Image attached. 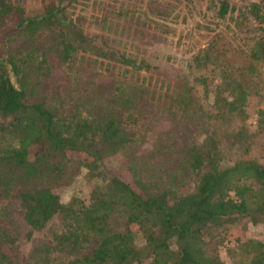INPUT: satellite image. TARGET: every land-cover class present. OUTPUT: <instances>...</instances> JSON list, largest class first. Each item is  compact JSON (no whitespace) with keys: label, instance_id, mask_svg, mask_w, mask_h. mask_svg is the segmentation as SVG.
I'll list each match as a JSON object with an SVG mask.
<instances>
[{"label":"trees","instance_id":"16d2710c","mask_svg":"<svg viewBox=\"0 0 264 264\" xmlns=\"http://www.w3.org/2000/svg\"><path fill=\"white\" fill-rule=\"evenodd\" d=\"M85 1L54 0L27 12L22 5L0 0L3 42L24 35L31 43L17 51L0 50V137L10 136L17 142L0 149V210L8 215L15 207L31 231L42 230L55 215L59 218L58 231L33 245L23 263L9 253L14 243L10 232L0 229V264H223L206 252L211 229L238 218L264 229V164L251 157L225 164L221 149L224 140L249 146L250 137L242 127L219 132L242 104L244 93L227 99L203 75L193 77V86L210 99L214 112L210 131L192 142L187 151L191 190L178 192L164 183L153 186L156 183L144 182L135 176L130 160L133 183L105 176L99 163L137 139L130 132L138 122L135 109L126 105L121 117L109 113L91 119L73 104L33 95L34 81L48 72L44 52L32 46L38 31L45 27L53 31V52L62 64H69L77 52H89L134 71L150 68L142 59L92 42L81 24ZM232 9L221 0L215 15L222 19ZM248 11L257 24V36L245 56L250 62H264V12L254 2ZM138 81L141 94L157 102L169 99L165 87H157L144 76ZM68 151L90 157L82 166L95 184L85 197L72 196L62 202L47 186L14 188L26 183L40 167L59 173L68 161ZM137 232L143 238L141 245L134 242ZM91 240L90 251L82 252ZM242 244L250 264H264V239L248 238Z\"/></svg>","mask_w":264,"mask_h":264},{"label":"rangeland","instance_id":"374dc122","mask_svg":"<svg viewBox=\"0 0 264 264\" xmlns=\"http://www.w3.org/2000/svg\"><path fill=\"white\" fill-rule=\"evenodd\" d=\"M9 1L34 12L41 4L54 0ZM219 1L86 0L81 21L86 35L98 46L146 61L150 65L147 72L131 70L89 52H77L69 64H62L53 52V31L48 27L38 31L32 46L44 52L48 72L34 81L35 97L73 104L82 116L91 119H101L109 113L121 117L126 105L135 109L138 122L130 132L137 139L99 163L105 176L133 183L130 160L135 176L144 182L156 183L153 186L164 183L178 192L192 189L187 151L192 142L201 140L213 126L210 99L203 98L192 82L194 76L201 75L217 91H223L227 99L244 93L242 104L220 126L219 132H234L242 127L250 143L245 148L224 140L221 144L224 163L251 157L264 164V62H250L245 56L257 36L249 4L257 3L260 12H264V0H224L233 9L222 19L215 15ZM29 46L31 43L24 35H14L8 42H3L0 35V50L4 52ZM140 76L152 80L159 88L165 87L169 99L157 102L141 94ZM16 143L10 136L0 137V149ZM66 157L68 161L59 173L40 167L26 183H17L14 188L47 186L62 202L72 196L85 197L95 184L82 166L90 157L77 151L66 152ZM0 229L10 232L14 243L9 253L23 263L33 245L58 231L59 218L55 215L42 230L31 231L13 207L8 215L0 210ZM248 238L264 239L262 226L250 224L245 218L227 220L211 229L205 249L223 264H250L242 244ZM134 242L143 243L138 232ZM93 244L91 240L82 252L88 253Z\"/></svg>","mask_w":264,"mask_h":264}]
</instances>
